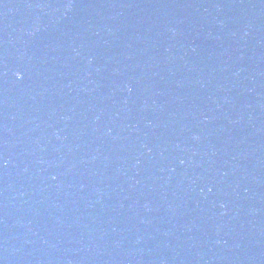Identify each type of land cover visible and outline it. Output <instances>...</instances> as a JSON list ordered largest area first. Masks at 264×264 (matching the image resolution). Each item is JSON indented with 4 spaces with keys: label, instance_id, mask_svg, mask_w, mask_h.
<instances>
[{
    "label": "water",
    "instance_id": "obj_1",
    "mask_svg": "<svg viewBox=\"0 0 264 264\" xmlns=\"http://www.w3.org/2000/svg\"><path fill=\"white\" fill-rule=\"evenodd\" d=\"M0 264H264V0H0Z\"/></svg>",
    "mask_w": 264,
    "mask_h": 264
}]
</instances>
